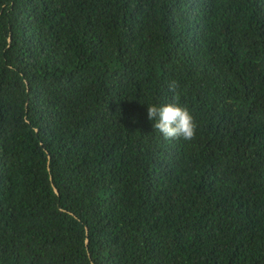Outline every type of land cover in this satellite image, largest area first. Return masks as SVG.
<instances>
[{"label":"trees","instance_id":"1","mask_svg":"<svg viewBox=\"0 0 264 264\" xmlns=\"http://www.w3.org/2000/svg\"><path fill=\"white\" fill-rule=\"evenodd\" d=\"M0 264H264V0H0Z\"/></svg>","mask_w":264,"mask_h":264},{"label":"clouds","instance_id":"2","mask_svg":"<svg viewBox=\"0 0 264 264\" xmlns=\"http://www.w3.org/2000/svg\"><path fill=\"white\" fill-rule=\"evenodd\" d=\"M178 85L169 83V90L176 92ZM149 120L155 121L156 131L166 140L184 139L191 141L197 133V123L186 106L179 104L178 99L164 106L152 105L148 107Z\"/></svg>","mask_w":264,"mask_h":264},{"label":"water","instance_id":"3","mask_svg":"<svg viewBox=\"0 0 264 264\" xmlns=\"http://www.w3.org/2000/svg\"><path fill=\"white\" fill-rule=\"evenodd\" d=\"M8 40L10 41V37H8ZM54 191L55 192H57V189L54 187ZM87 232V231H86ZM85 241L87 242L88 240H87V237H86V239H85Z\"/></svg>","mask_w":264,"mask_h":264}]
</instances>
